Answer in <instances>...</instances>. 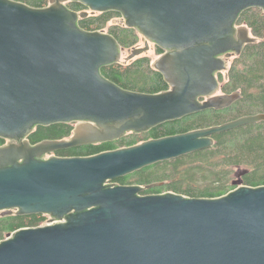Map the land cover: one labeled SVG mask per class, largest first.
Masks as SVG:
<instances>
[{"label":"water","instance_id":"1","mask_svg":"<svg viewBox=\"0 0 264 264\" xmlns=\"http://www.w3.org/2000/svg\"><path fill=\"white\" fill-rule=\"evenodd\" d=\"M249 8L264 12V0H0V215L48 217L7 233L0 264H264V185L237 177L233 190L206 198L141 194L163 181L112 182L210 148L213 135L264 122V113L87 156L54 154L233 105L240 92H220L217 74L256 42L238 24ZM104 12L119 13L144 46L122 57L113 35L79 26ZM149 44L164 51L152 68L168 89L132 91L101 74ZM57 123H74L71 135L28 140L36 126Z\"/></svg>","mask_w":264,"mask_h":264},{"label":"trees","instance_id":"2","mask_svg":"<svg viewBox=\"0 0 264 264\" xmlns=\"http://www.w3.org/2000/svg\"><path fill=\"white\" fill-rule=\"evenodd\" d=\"M35 7H44L49 0H16ZM75 11L86 10L78 2H68ZM119 13L88 14L79 19V26L86 30L104 31L113 35L124 49L136 46L139 36L132 28L120 23ZM238 24L248 27L256 42L229 59L225 72L217 74L220 91L240 92V99L229 108L207 110L179 120L158 125L147 132H128L124 137L107 142L82 145L55 152L58 156H87L118 147L137 144L151 138L186 132L216 125L242 115L264 113V12L258 8L243 11ZM156 52H162L158 47ZM101 74L122 88L145 93H158L168 89L163 76L152 68V61L145 53L127 62L103 67ZM72 123L37 126L28 137L31 143L43 139H62L71 135ZM212 147L185 156L144 167L112 182L120 185L146 184L163 181L164 184L146 189L141 194L174 192L187 197L214 198L233 190L232 182L239 177L245 185H264V122L248 124L212 136ZM5 142L0 138V145ZM242 172V173H241ZM241 173V174H240ZM239 175V176H238ZM45 214L0 215V240L6 234L22 227H35L46 222Z\"/></svg>","mask_w":264,"mask_h":264},{"label":"rangeland","instance_id":"3","mask_svg":"<svg viewBox=\"0 0 264 264\" xmlns=\"http://www.w3.org/2000/svg\"><path fill=\"white\" fill-rule=\"evenodd\" d=\"M118 19H119L118 21L124 25L121 16ZM104 32H107V27H105ZM136 33L138 34V32ZM138 36H139V42L137 45L142 47L144 46V41L141 35L138 34ZM149 45H150V49L148 52L145 53V55L149 56L151 61L153 62L159 56V54L155 51V47L153 44H149ZM126 55H127V49H124L122 52V57H125ZM72 125L74 126V123H72Z\"/></svg>","mask_w":264,"mask_h":264},{"label":"flooded vegetation","instance_id":"4","mask_svg":"<svg viewBox=\"0 0 264 264\" xmlns=\"http://www.w3.org/2000/svg\"><path fill=\"white\" fill-rule=\"evenodd\" d=\"M143 39V38H142ZM144 41V40H143ZM154 47H155V51H156V48H157V46L156 45H154ZM149 51V50H148ZM147 51V52H148ZM164 51L162 50V52L159 54V55H161L162 53H163ZM221 92V91H220ZM229 108V107H228ZM227 109V108H226ZM37 127V126H36ZM35 127V128H36ZM33 132V131H32ZM29 140V139H28ZM44 140V139H43ZM37 142H39V141H37ZM37 142H35V143H37ZM5 143V142H4ZM32 144H34V143H32ZM2 145V144H1ZM134 184H136V183H134Z\"/></svg>","mask_w":264,"mask_h":264}]
</instances>
